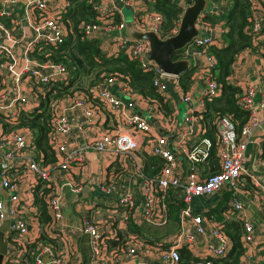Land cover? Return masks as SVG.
Instances as JSON below:
<instances>
[{"label": "built area", "instance_id": "built-area-1", "mask_svg": "<svg viewBox=\"0 0 264 264\" xmlns=\"http://www.w3.org/2000/svg\"><path fill=\"white\" fill-rule=\"evenodd\" d=\"M18 1L0 0V16L14 14ZM26 1L27 8L33 6L37 11L36 15L27 8L24 12L23 18L31 22L34 31L30 38H24V33L16 35L15 26L0 20V59L4 58L0 60V66L7 68L8 77L15 84L7 100L0 102V122L4 128L8 125L6 130H0V153L3 157L0 162V186L7 192L5 198L0 196V226L4 220H8L3 240L12 244V249L8 251L6 248L3 254L7 261L28 264L29 256L33 264H218L214 259L227 255L232 246L231 238L223 229L222 219H214L213 215L205 213L206 209H192L189 202L194 196L211 194L221 189L231 192L228 209L241 222L243 253L240 258L244 261L250 256L253 260L252 250L255 251V247L260 245L264 248V240L258 245L254 224L246 216L245 202L238 196V179L246 171L250 178L256 183L261 182L264 187L263 182L257 180L256 175L246 170L243 165L250 135L258 124L252 97L261 86L250 84L245 90L240 89L237 103L249 110V116L239 130L236 129L231 114L217 113L213 119V140L206 135L207 127L203 118L206 101L217 97L221 92V85L214 75L217 58L210 48L212 45L219 47L225 44L221 39L223 32L220 33L218 41L211 23L204 15L207 12H224L225 0H211L212 6L208 5L196 21L200 33L181 49L178 56L190 60L189 86H199L200 92L197 103L189 105L183 117L190 132L191 125L199 122L198 135L194 140L181 138L177 147L190 163L186 174L180 170L174 152L176 150L168 145L172 137L154 131L146 116L136 114L130 109L138 100H143L150 103L151 109L155 111L154 116L169 118L170 115L161 106L158 98L138 92L131 86L129 74L119 71L103 75L99 82L86 89L75 90L66 107L60 103L62 97L50 101L47 140L55 159L46 161L45 153L37 149L33 130L23 125L29 131L28 138L17 127L21 126L18 123L28 98L20 87V80L27 77L34 84L42 86L69 82L70 74L65 64L50 59L49 51L44 50L43 55L47 59H37L30 54L34 49L42 50V44L57 45L63 42L67 32H72L70 20L64 19V22V16L61 15L69 0H64L65 3L60 9L51 7L54 0ZM259 1L250 0L249 20L252 27L248 32L254 37L261 29L254 14ZM93 2L98 13L97 20H81L78 24L88 37L94 30L108 28L109 23L104 18L114 13V9L102 10L97 1ZM179 2L182 7L187 4L185 0ZM135 13L134 22L132 21L134 27L139 24L141 28L138 29H152L163 37L158 31L163 20L159 11L144 7ZM124 25L122 18L115 23L117 29H123ZM177 28L178 24L171 29L172 34ZM116 39L119 49L128 58L137 59L144 71H151L152 84L163 100L168 96L169 82L179 90L180 98L184 102L191 99L188 89L183 88L179 75L165 72L154 61L146 59L144 54L149 49L147 40L131 39L121 32ZM115 81L121 84L122 94L128 96L127 102L124 103L119 94L108 88ZM98 87L100 88L96 93ZM262 87L264 90V80ZM44 89L38 92L32 86L29 92L39 101ZM263 106L264 96L259 102V107ZM100 107L104 108L101 109L117 125L107 127L98 136L84 140L82 145L67 147L72 127L69 111L80 108L77 126L86 128L96 119ZM144 139L147 153L161 159V165L154 173L145 171L144 161L138 152ZM86 148L105 151L114 158L106 175L94 182L96 192L102 194L103 199H99L97 194L91 199L89 208L104 207L106 216L102 218V222L103 225L111 227L110 231L103 229L100 220L94 222L88 215L82 216L76 223L66 221L68 195H72V204L83 203L82 192L84 186H87V180L76 181L69 177V173L74 165L79 166L81 171L85 170L86 161L82 149ZM213 148L218 170L204 173L199 165H211L209 160ZM258 163L264 167V157L259 158ZM53 172L58 175L62 172L67 177L58 183L52 176ZM125 176L131 178L133 185L124 184ZM40 204L45 206V218L42 216ZM171 205L179 206L177 230L173 234L153 239L146 236L143 233L144 226L160 228L169 222ZM79 233L86 238L88 255L85 258L81 257L76 247L75 238ZM111 239L116 242L112 243ZM58 241H61L62 247L58 246ZM183 246L191 254L187 261H182L179 251ZM197 247H202V250Z\"/></svg>", "mask_w": 264, "mask_h": 264}, {"label": "crops", "instance_id": "crops-1", "mask_svg": "<svg viewBox=\"0 0 264 264\" xmlns=\"http://www.w3.org/2000/svg\"><path fill=\"white\" fill-rule=\"evenodd\" d=\"M70 1V0H69ZM99 5H101L102 10L106 8L114 9L113 15L110 17L104 18L106 22L109 23L108 28L105 30H94L92 33L89 34L90 38H94L97 40L98 45L101 51L105 55H118L121 52L119 49V45L117 43L116 36L118 33L125 34V28L117 29L115 23H117V19L121 20V18L125 21L131 20L135 17V12L140 8H152L150 5L149 0H96ZM186 2V1H185ZM65 1L64 0H54L52 2V8L56 7L60 9L61 6L63 7ZM189 3V2H186ZM27 1L26 0H19L17 2L15 13L11 16H0V20L6 24L15 26L17 32L16 35H20L24 33V38H30L33 35L34 31L31 27L30 23L26 18H23L24 12L26 10ZM210 7L212 6L211 0H209ZM224 5L226 8L230 6V0H225ZM68 7V5H66ZM65 12H61L63 16ZM27 10L33 12L34 15L37 14V11L34 10V7L27 8ZM125 10L129 11L131 14V19L125 17ZM211 14V13H210ZM255 17L258 19L259 24L261 26L260 33L255 36V43L256 48L246 47L238 52L235 56L234 61L231 65V72L228 76V80L237 86L240 87L241 90H245L246 87L250 84H254L257 86H261L257 88L253 94L252 102L255 106V114L258 119V124L254 127L251 135H250V142L247 144L245 150V157L243 161V165L246 170L252 171L255 175L257 180H261L264 184V167H262L258 163V159L261 158L262 152V144L261 142L264 140V106L259 107V102L261 98L264 96V90L262 87V82L264 80V60L262 57V52H264V1L260 0L258 4H256L255 8ZM212 15V14H211ZM118 18H115V17ZM6 18V20L1 19ZM34 19V18H31ZM118 20V21H119ZM63 21L65 22L64 18ZM134 22V21H133ZM150 22H152L150 20ZM209 22L211 23V27L213 30L214 35L220 40V33L226 29V23L224 18H210ZM66 24V23H65ZM135 24V23H134ZM137 28H141L140 25L135 24ZM125 27V25H124ZM67 29V26H65ZM68 33V32H67ZM126 35V34H125ZM223 40V37L221 36ZM218 46V45H216ZM38 47V45H37ZM45 50V48H43ZM38 50V54H45L44 50ZM33 57V56H32ZM36 58V57H35ZM38 59V58H37ZM44 59H47L45 57ZM83 75V74H82ZM87 76L91 77L90 74ZM86 76H83V80ZM82 78V76H81ZM23 77L20 80V87L22 91L28 96L27 101L24 103V110L23 114L32 111L40 104L39 101H36L32 94L29 92V89L34 84L33 80ZM70 82V81H69ZM14 83L10 77H8V70L5 66H0V102H5L7 97L9 96L10 92H12L14 88ZM89 86V85H88ZM102 86V85H101ZM103 87V86H102ZM99 88H96V93L99 91ZM108 88L114 92L119 94L123 97V102H127L126 99H129L126 94H122V88L119 81H115L113 85H109ZM188 91L191 95V99L188 102H184L180 98L179 90L173 86L171 82L168 84V96L164 98V101L167 103V110H165L170 115L169 118L166 117H156L153 115L155 112L154 109L150 107V103L148 101L138 100L136 104L130 109L132 112L136 114H142L146 116L150 124L152 125L153 130L157 131L160 134H163L167 137H172L169 139L168 145L175 149L177 160L179 161V167L183 174H186L189 170L190 163L189 161L182 156L180 150H177L178 142L181 138H186L190 140H194L195 136L198 135L199 132V122H194L191 125V132L186 127V124L183 121V117L186 114L187 108L191 104L197 103L200 98L199 86L190 87L188 86ZM74 92V91H73ZM73 93L65 94L60 100V103L66 107L69 105L68 100ZM58 97V98H61ZM38 103V104H37ZM36 105V106H34ZM100 107V112L97 115L95 120L91 121V124L88 125L86 128H79L77 126V116L81 112L80 108H75L74 110L69 111L68 116L70 117V123L72 125L71 131L69 133V139L67 143V147H77L84 143V140H88L89 138H93L98 136L103 130L107 127H115L117 124L116 122L111 119V117ZM2 116L0 115V121ZM4 128L3 123L0 122V130L7 129L8 125H5ZM19 127L20 131H24L26 137H29L28 130H25V126H17ZM146 140L144 139L140 143V147L138 152L142 157L143 161L145 160V156L149 155L146 151ZM82 153L84 159L86 161L85 170L81 171L80 167L77 165L72 166V170L69 173V177L76 181L87 182L85 183L84 190L82 192L83 196V203L80 205L72 204V195H68L67 197V206H66V221L68 223H76L82 216H90L94 222H98L100 220V224L103 225L102 218L106 216V211L104 210L103 206H98L96 208L89 209L91 207V199L94 198L97 194H99V199H103V195L96 192L94 187V182L96 180H100L106 175L107 168L110 166L114 158L110 156V154L106 153L105 151H95L90 148L82 149ZM46 161H52L45 154ZM1 162V161H0ZM150 167L151 164L148 161ZM199 168L203 170V172L207 171H215L212 165L206 166L205 164H200ZM244 171L239 179H238V196L245 202V213L246 216L253 222L254 224V235L258 245L263 242L264 240V187L261 182L256 183L252 178H250L247 173ZM52 176L55 180L59 183V181L64 180L67 175L64 174L58 175L56 172L52 173ZM124 184L128 186L133 185L131 182V178L129 176L124 177ZM230 191L226 189H221L217 191H213L211 194L207 195H198L194 196L189 204L192 209L195 210H202L206 209L205 213L213 215L214 219L218 218H234L235 214L232 210L228 209L229 206V198H230ZM0 196L5 198L7 196V192L0 186ZM72 204V205H71ZM69 208L70 212L67 211ZM178 208L179 206H175L172 216H170L169 222L160 228L156 227H149L144 226L143 233L146 236H150L151 239L158 238L159 236H163L165 234H173L178 228ZM4 222V221H3ZM2 222V224H3ZM104 230H111V227L103 225ZM85 236L81 235L80 233L75 238L78 253L81 255L82 258L87 257L88 255V248L85 243ZM5 246L8 251L12 249V244L4 240ZM58 246L62 247L61 241H58ZM260 247V248H259ZM259 247H255L252 250V255L254 259L249 256L246 260H241V264H264V248L260 245ZM198 249L202 250V247H197ZM28 257V264H33L32 259ZM218 264H227L225 258L216 259ZM19 261L16 262H9L7 261V257L3 255L1 264H18Z\"/></svg>", "mask_w": 264, "mask_h": 264}, {"label": "trees", "instance_id": "trees-1", "mask_svg": "<svg viewBox=\"0 0 264 264\" xmlns=\"http://www.w3.org/2000/svg\"><path fill=\"white\" fill-rule=\"evenodd\" d=\"M96 0H70L67 11L63 15L64 19H69L72 25V32H68L63 42L54 44H42V48L49 51V58L62 62L71 74L72 78L70 82L65 84L63 82H56L51 87L44 89L40 94V104L32 111L22 114L20 116L19 125H26L33 130L34 141L37 149L43 151L46 156L53 159L52 149L47 140V132L49 130L48 120L50 117V101L55 97H61L68 93L78 90V88L86 89L91 85L99 82L103 75L110 72L119 71L122 73H128L130 78L129 82L131 86L142 94L153 96L160 100V103L166 107L167 103L155 90L152 84L151 71H144L140 62L137 59H130L121 50L118 55H105L96 39L90 38L85 35L82 28L78 26L81 20L94 22L97 20V10L94 8V2ZM150 5L155 10L159 11L163 20L159 26V33L161 36L166 37L172 34L171 29L178 24L180 14L182 12V5L180 0H149ZM190 2L191 0H185ZM223 1V0H216ZM250 0H230V6L226 8L224 6V12L220 14L212 15L207 12L204 18H224L226 23V29L223 31V40L225 42L222 46H211V51L217 58V64L214 71L216 80L221 85L220 94L206 101V109L203 111V118L207 127L206 135L215 140V126L213 124L214 116L219 114H231L233 116L236 129H240L241 126L248 120L249 110L245 109L237 103V95L239 94L240 87L228 80V76L231 72V65L234 61L236 54L246 47L256 48L255 37L252 33L248 32L251 29L252 23L249 20L250 17ZM115 18H118L117 16ZM6 20V18H1ZM117 19L116 21H118ZM9 25L8 22H6ZM258 34L260 33L257 32ZM44 50V49H43ZM37 50H33L30 54L34 58L44 59L43 54H38ZM181 49L176 50L172 54V58H178ZM264 60V52H262ZM4 59V58H1ZM0 59V60H1ZM191 69L186 70L179 75L180 82L183 88H188L190 84ZM83 74V75H82ZM88 74L93 76L88 77ZM82 76V78H80ZM87 83L86 86L83 84ZM80 83L77 89L69 90L73 85V78ZM85 84V83H84ZM57 89V91H56ZM262 152L261 157H264V140L261 142ZM144 169L148 173H154L161 165V159L155 156L146 155L144 158ZM151 164V167L148 163ZM210 164L214 170H218L216 166L217 158L215 156V149H212L210 155ZM42 216L46 217L45 206L40 204ZM175 208V205L170 206V216ZM223 222V229L230 236L232 246L224 257L227 264H241L240 257L243 253V245L241 242L242 227L241 222L235 218H220ZM112 243H115V239H111ZM182 261H187L191 254L187 247L183 246L179 248ZM216 263L218 261L214 259Z\"/></svg>", "mask_w": 264, "mask_h": 264}, {"label": "water", "instance_id": "water-1", "mask_svg": "<svg viewBox=\"0 0 264 264\" xmlns=\"http://www.w3.org/2000/svg\"><path fill=\"white\" fill-rule=\"evenodd\" d=\"M207 7L208 0H191L182 9L177 31L166 37H160L152 29H138L133 26L131 20L126 21L124 31L131 39L147 40L149 42V49L144 54L147 60L154 61L165 72L181 75L189 69L190 60L185 57L172 58V54L178 49H183L194 36L200 33L196 21L201 12L206 10ZM0 161H3L1 153ZM67 211L70 212L69 208ZM7 225L8 220H4L0 226V264L6 251L3 234Z\"/></svg>", "mask_w": 264, "mask_h": 264}, {"label": "rangeland", "instance_id": "rangeland-1", "mask_svg": "<svg viewBox=\"0 0 264 264\" xmlns=\"http://www.w3.org/2000/svg\"><path fill=\"white\" fill-rule=\"evenodd\" d=\"M125 17L126 18H128V19H131V14H130V12L129 11H127V10H125ZM90 76H93L92 74H90ZM89 77V76H88ZM71 78H72V76H71V74H70V78H69V80H71ZM81 78V77H80ZM78 79V77L75 79V78H73L72 79V81L74 82L73 83V85H71L70 86V88H69V90L71 91L72 89H77L76 87L77 86H79L80 85V80L79 81H77L76 82V80ZM93 79V78H92ZM91 79V80H92ZM91 80H90V82L89 83H87V81L85 80H83V84L82 85H84V86H86L87 84L88 85H90V83H91ZM69 83V82H68ZM85 83V84H84ZM33 85V88H34V90H36V91H41L42 89H47V88H49V87H51L53 84H48V85H45V86H42V85H40V84H32ZM78 89H82V88H78ZM56 91H57V89H56ZM56 98V97H55ZM104 197H106V196H104Z\"/></svg>", "mask_w": 264, "mask_h": 264}]
</instances>
